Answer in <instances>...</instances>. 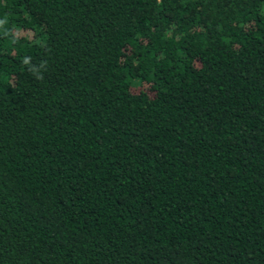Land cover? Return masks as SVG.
Instances as JSON below:
<instances>
[{"label":"trees","instance_id":"1","mask_svg":"<svg viewBox=\"0 0 264 264\" xmlns=\"http://www.w3.org/2000/svg\"><path fill=\"white\" fill-rule=\"evenodd\" d=\"M0 264H264V0H0Z\"/></svg>","mask_w":264,"mask_h":264}]
</instances>
